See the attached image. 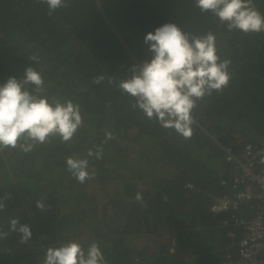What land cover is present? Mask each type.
<instances>
[{
  "label": "trees",
  "instance_id": "16d2710c",
  "mask_svg": "<svg viewBox=\"0 0 264 264\" xmlns=\"http://www.w3.org/2000/svg\"><path fill=\"white\" fill-rule=\"evenodd\" d=\"M66 3L48 15L38 0H0V84L22 79L31 66L44 80L40 95L78 104L84 121L68 142L56 136L27 153L0 152V198L8 197L0 211V229L8 233L0 239V264H43L49 247L69 241L85 249L97 242L107 264L234 259L245 230L237 221L256 210L241 203L213 214L211 206L238 190L224 150L239 156L246 144L264 145V32L228 31L195 0ZM254 3L264 13V0ZM169 22L190 35L212 32L221 60H231L228 87L198 102L188 140L133 110L134 98L118 88L133 65L150 59L145 35ZM107 132L115 139L105 142ZM97 146L102 158L88 157ZM69 156L88 159L94 178L74 179ZM11 218L30 226L27 243L9 230Z\"/></svg>",
  "mask_w": 264,
  "mask_h": 264
},
{
  "label": "clouds",
  "instance_id": "9594fccd",
  "mask_svg": "<svg viewBox=\"0 0 264 264\" xmlns=\"http://www.w3.org/2000/svg\"><path fill=\"white\" fill-rule=\"evenodd\" d=\"M46 4L48 15L68 6L66 0H38ZM202 13L211 12L226 25L228 31L259 34L264 32V13L254 0H195ZM150 59L133 65L132 75L121 80L118 88L134 98L133 110L160 127L172 130L183 139H191L198 102L213 92H223L231 80L230 59L221 60L216 46V36L208 32L202 36L183 32L175 23H165L144 37ZM29 59L38 61L33 55ZM104 77H97L99 84ZM112 83V79H109ZM44 80L41 73L29 66L24 77H9L0 84V152L19 147L23 152L31 151L36 145L49 142L59 136L62 142L70 141L84 121L80 107L71 100L60 102L41 96ZM115 139L111 132L105 134V142ZM88 157L101 159L103 148L89 149ZM264 163V160L261 161ZM66 170L79 183L94 178L89 171L88 159L66 158ZM0 198V211L6 207ZM136 200L142 201L137 193ZM36 207L44 210L42 200ZM9 230L21 234V243H27L32 232L30 226L21 224L17 218L9 220ZM8 235L0 229V239ZM43 264H107L105 256L95 241L87 249L77 242L69 241L46 250Z\"/></svg>",
  "mask_w": 264,
  "mask_h": 264
},
{
  "label": "built area",
  "instance_id": "2783aa9c",
  "mask_svg": "<svg viewBox=\"0 0 264 264\" xmlns=\"http://www.w3.org/2000/svg\"><path fill=\"white\" fill-rule=\"evenodd\" d=\"M225 151V162L233 166V188H238L232 197L216 200L211 206V212L217 214L236 210L241 203L247 208H255V213L249 221L242 222L244 233L236 242V258L227 256L219 264H264V145L256 147L246 144L239 156ZM256 205H252V202Z\"/></svg>",
  "mask_w": 264,
  "mask_h": 264
},
{
  "label": "crops",
  "instance_id": "0c3cea01",
  "mask_svg": "<svg viewBox=\"0 0 264 264\" xmlns=\"http://www.w3.org/2000/svg\"><path fill=\"white\" fill-rule=\"evenodd\" d=\"M236 255H237V253H236ZM236 258V257H235Z\"/></svg>",
  "mask_w": 264,
  "mask_h": 264
}]
</instances>
